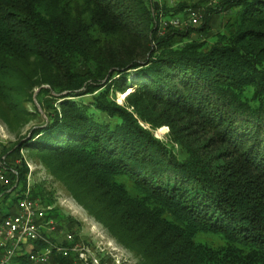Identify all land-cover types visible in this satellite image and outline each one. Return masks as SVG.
Listing matches in <instances>:
<instances>
[{
    "label": "trees",
    "instance_id": "trees-1",
    "mask_svg": "<svg viewBox=\"0 0 264 264\" xmlns=\"http://www.w3.org/2000/svg\"><path fill=\"white\" fill-rule=\"evenodd\" d=\"M210 1L0 0V119L14 133L34 122L0 156V201L19 191L0 227L30 182L12 159L26 151L138 264H264V0H220L202 29L160 33ZM220 10L230 34L202 41Z\"/></svg>",
    "mask_w": 264,
    "mask_h": 264
},
{
    "label": "rangeland",
    "instance_id": "rangeland-1",
    "mask_svg": "<svg viewBox=\"0 0 264 264\" xmlns=\"http://www.w3.org/2000/svg\"><path fill=\"white\" fill-rule=\"evenodd\" d=\"M220 0H213L209 3L202 5L203 7H198L197 10H188L187 15H179L175 17L184 23H188L189 14L191 11L196 12L199 14V17H202L200 25H198L197 29H202L205 24V17L207 11L209 9H217L219 6ZM151 2H156L160 4V7L164 5H175L178 3V0H151ZM193 3L197 4L198 1H194ZM155 4V3H154ZM233 15L232 11H219V13H213L210 18L209 22V29L206 33V36L202 37L201 40L209 41V42H216L218 41V34L219 35H229L231 32V28H228L229 19ZM171 19V18H170ZM169 19V20H170ZM161 35H164V32H160ZM193 39H198L200 36L198 34H194ZM207 38V39H206ZM220 39V38H219ZM133 77V75H131ZM130 88L127 90L126 93H117V102L120 105L125 104L126 98H122L123 96L127 95L130 92ZM38 92V91H37ZM35 104L37 108L39 104L37 103L35 97ZM44 114V113H43ZM45 115V114H44ZM34 125V122L27 125L20 133H14L10 131L9 127L4 124V122L0 119V156L4 155L5 153L12 150L15 145L18 143L21 136L27 134L30 128ZM147 129H151L149 126H145ZM166 127V126H165ZM162 127V128H165ZM153 130L154 135L156 138L160 139L161 141H167L168 134L170 129L168 127V133L162 135L159 134L161 129ZM1 158V157H0ZM12 159L16 161V163H20L21 160L26 163L30 170V182L28 184L27 190L25 193L31 198V188L34 183H38V185H43L46 187V192L48 193L45 196L44 200L37 199L41 202L42 206L45 208H51L50 212L48 213L47 219L53 220L56 227V232L50 236L51 240L60 242L64 239L66 234L72 233L75 235V239L77 243H93L95 246L93 252L96 254L95 251L98 248V245L101 249H105L107 252L112 251L113 253L120 255L123 259L125 257L128 258V264H138L139 261L135 258L134 254L130 252L124 245H121L107 230L106 228L97 222L95 218H93L83 206L79 205V203L73 198V196L64 188V185L60 183L57 179L53 178L51 174L48 172L46 166L37 158L31 156L28 152L22 151L20 152L19 156H12ZM10 159V160H12ZM9 160V161H10ZM12 160V161H13ZM19 191H15L12 194L8 195L7 198L0 201V221L9 213L10 208L14 205L16 198L18 197ZM44 201V202H43ZM44 203V204H43ZM17 209V208H16ZM49 229V226H46ZM204 242L209 243H216L217 239L211 236H202L200 238ZM93 240V241H92ZM103 242L98 244L99 242ZM42 246L46 245L45 243H40ZM96 244H98L96 246ZM26 253L32 250V246L29 245L26 248Z\"/></svg>",
    "mask_w": 264,
    "mask_h": 264
},
{
    "label": "built area",
    "instance_id": "built-area-1",
    "mask_svg": "<svg viewBox=\"0 0 264 264\" xmlns=\"http://www.w3.org/2000/svg\"><path fill=\"white\" fill-rule=\"evenodd\" d=\"M199 16L196 12L191 11L188 23L176 18L169 20L162 17L160 20L162 31L165 33L169 27L176 29L197 27L202 20V17ZM7 164L5 158L0 159V186L3 187L11 184ZM13 172L17 174L15 171ZM50 210L51 208L43 207L39 200H33L29 196H23L19 200L17 213L9 216L0 227V249L4 251L3 254H0V264H12L15 257L21 254V248L29 245L34 250L32 264H49L53 255L74 256L76 264H91V258L87 257V250H93L90 248V243L89 245L77 243L75 235L72 233L66 234L60 242L50 239V244L38 249L37 244H40L39 235L50 237L53 232H56L54 221L47 219ZM46 226H49V229ZM101 255L105 256L104 253Z\"/></svg>",
    "mask_w": 264,
    "mask_h": 264
},
{
    "label": "bare ground",
    "instance_id": "bare-ground-1",
    "mask_svg": "<svg viewBox=\"0 0 264 264\" xmlns=\"http://www.w3.org/2000/svg\"><path fill=\"white\" fill-rule=\"evenodd\" d=\"M132 92V90H130V92L127 93V95L123 96L122 98H126L130 93ZM168 128H162L161 131L159 132V134L162 133V135L167 134L168 133ZM0 142H1V136H0ZM23 196H28L27 193L24 192ZM9 217H7L6 219H8ZM6 219L4 220V222L6 221ZM3 225V224H2ZM55 233V232H53ZM52 233V234H53ZM93 241V240H92ZM39 242L40 243H45L46 245L50 244V237L47 235H39ZM103 243L102 241L99 242L98 244ZM96 244V246L98 245ZM81 245H89L85 244V243H81ZM94 244L91 242L90 243V248H92L94 250L95 246H93ZM26 248V247H25ZM24 247L21 248V255H27L31 264H32V258L34 257V250H31L30 252L26 253V249ZM93 250H87V257L91 258V264H128V258L125 257L124 259L120 256L117 255L115 253H113L112 251L109 250V252H107L105 249H101L98 245V248L95 250H99V253L97 251V253L95 254L93 252ZM105 254V256L101 255V254ZM113 260V261H111Z\"/></svg>",
    "mask_w": 264,
    "mask_h": 264
},
{
    "label": "water",
    "instance_id": "water-1",
    "mask_svg": "<svg viewBox=\"0 0 264 264\" xmlns=\"http://www.w3.org/2000/svg\"><path fill=\"white\" fill-rule=\"evenodd\" d=\"M155 5H156V7H158V8H159V6H158V3H155Z\"/></svg>",
    "mask_w": 264,
    "mask_h": 264
}]
</instances>
